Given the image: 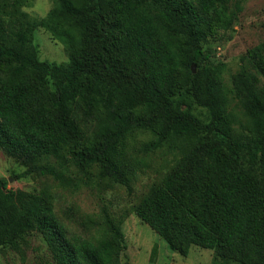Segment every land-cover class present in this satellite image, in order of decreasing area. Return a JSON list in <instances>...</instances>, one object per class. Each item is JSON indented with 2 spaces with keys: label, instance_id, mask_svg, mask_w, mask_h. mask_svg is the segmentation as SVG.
<instances>
[{
  "label": "trees",
  "instance_id": "obj_1",
  "mask_svg": "<svg viewBox=\"0 0 264 264\" xmlns=\"http://www.w3.org/2000/svg\"><path fill=\"white\" fill-rule=\"evenodd\" d=\"M52 1L33 18L30 0H0V149L26 168L15 179L64 182L72 162L131 191L136 134L152 136L149 150L186 149L140 203L104 215L102 233L88 238L59 218L50 191L0 179V249L39 234L52 264H122L133 213L183 257L198 246L222 263L264 264V84L243 71L228 91L203 46L238 21L233 0ZM39 28L68 63L40 59ZM93 120L102 129L88 137Z\"/></svg>",
  "mask_w": 264,
  "mask_h": 264
},
{
  "label": "rangeland",
  "instance_id": "obj_2",
  "mask_svg": "<svg viewBox=\"0 0 264 264\" xmlns=\"http://www.w3.org/2000/svg\"><path fill=\"white\" fill-rule=\"evenodd\" d=\"M24 11L33 18H43L53 7L52 0H30ZM239 18L229 30H219L204 43L211 52L210 61L215 64L225 89L233 92V78L240 72H252L258 76V87L264 84L261 70L264 68V0H233ZM34 44L42 61L65 64L69 55L65 47L55 41L45 29L34 34ZM253 53L258 55L253 58ZM197 72L194 64L192 69ZM234 94H232L233 96ZM201 113V111H199ZM102 125L97 120L88 129V137L99 132ZM148 133L136 134L128 141L130 154L136 162V177L132 190L102 179L99 168L82 170L72 162L64 182L53 177L33 174L19 180L26 168L7 157L0 149V179L9 181V188L27 192L48 190L53 195L55 211L71 232L83 237L99 235L104 228V215L121 214L141 202L150 188L160 183L183 157V142H169L159 149H147L152 141ZM70 157V156H69ZM54 162V161H53ZM122 230L126 250L122 264H235L222 263L213 251L193 246L187 257L171 250L167 242L143 223L135 214L129 213ZM0 264H52L47 245L39 234H31L19 249H0Z\"/></svg>",
  "mask_w": 264,
  "mask_h": 264
},
{
  "label": "water",
  "instance_id": "obj_3",
  "mask_svg": "<svg viewBox=\"0 0 264 264\" xmlns=\"http://www.w3.org/2000/svg\"><path fill=\"white\" fill-rule=\"evenodd\" d=\"M193 72H195V69H194V67H193Z\"/></svg>",
  "mask_w": 264,
  "mask_h": 264
}]
</instances>
